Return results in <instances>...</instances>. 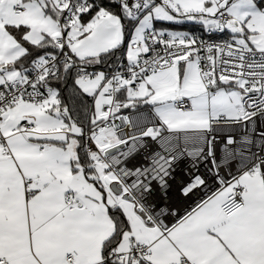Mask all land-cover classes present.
Wrapping results in <instances>:
<instances>
[{"label": "snow or ice", "instance_id": "snow-or-ice-1", "mask_svg": "<svg viewBox=\"0 0 264 264\" xmlns=\"http://www.w3.org/2000/svg\"><path fill=\"white\" fill-rule=\"evenodd\" d=\"M0 264H264V0H0Z\"/></svg>", "mask_w": 264, "mask_h": 264}, {"label": "trees", "instance_id": "trees-1", "mask_svg": "<svg viewBox=\"0 0 264 264\" xmlns=\"http://www.w3.org/2000/svg\"><path fill=\"white\" fill-rule=\"evenodd\" d=\"M161 23L167 25L168 22H161ZM180 30L198 31V32L200 31L198 26H192V25H185ZM66 99H67V97H66Z\"/></svg>", "mask_w": 264, "mask_h": 264}, {"label": "built area", "instance_id": "built-area-1", "mask_svg": "<svg viewBox=\"0 0 264 264\" xmlns=\"http://www.w3.org/2000/svg\"><path fill=\"white\" fill-rule=\"evenodd\" d=\"M198 32V31H197ZM216 38H219V37H216Z\"/></svg>", "mask_w": 264, "mask_h": 264}]
</instances>
